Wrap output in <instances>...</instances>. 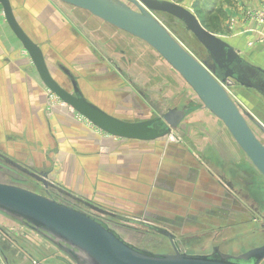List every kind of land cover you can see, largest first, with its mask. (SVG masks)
Instances as JSON below:
<instances>
[{
  "label": "crops",
  "instance_id": "0c3cea01",
  "mask_svg": "<svg viewBox=\"0 0 264 264\" xmlns=\"http://www.w3.org/2000/svg\"><path fill=\"white\" fill-rule=\"evenodd\" d=\"M9 2L18 25L40 48L51 77L63 89L70 83L61 68L75 78L89 103L126 122L145 121L162 114L160 110L180 108L176 106L184 100L185 82L142 41L57 0ZM233 39L229 44L240 52L244 46L235 45L238 38ZM48 93L0 7V133L8 144L23 143L19 147L22 158L38 164L43 158L50 161L55 157L67 187L76 193L94 188L98 179L101 194L115 196L130 177L136 184L132 193L153 200L170 197L172 194H163L171 191L183 193L172 195L175 198L195 197L185 191L206 194L211 189L207 186L209 168L227 163L233 189H229V214L248 217L249 208L237 193L242 191L239 180L232 177L234 168L246 166V156L224 125L202 108L186 114L175 130L174 141L124 140L132 143L127 145L122 139L100 138L92 125L58 99H49ZM127 146L130 154L123 152ZM30 149L33 151L26 153ZM97 150L98 158L91 157ZM0 151L16 158L13 147L2 144ZM186 173L204 180L197 186L195 180L187 184L180 177ZM143 180L148 185L141 186ZM249 221L247 218L246 224Z\"/></svg>",
  "mask_w": 264,
  "mask_h": 264
},
{
  "label": "water",
  "instance_id": "95a60500",
  "mask_svg": "<svg viewBox=\"0 0 264 264\" xmlns=\"http://www.w3.org/2000/svg\"><path fill=\"white\" fill-rule=\"evenodd\" d=\"M57 1L88 12L149 46L182 78L202 108L224 125L235 144L264 179V146L247 120L263 135L264 125L250 114L242 113L225 89L228 84H235L255 92L264 102V67L260 63L255 65L246 61L233 46L205 30L190 10L166 0ZM0 7L7 26L20 42L45 89L105 135L128 141L153 142L171 135L185 118L187 109H169L141 122H126L110 116L89 103L79 91L75 78L61 68L71 87L70 90L63 89L51 77L40 48L18 25L9 0H0ZM156 12L180 21L185 31L205 50L209 62L201 63L195 59L153 16ZM0 160L40 183L43 188L61 192L100 215L142 227L166 238L174 251L173 254H155L139 249L91 214L29 190L0 183V213L41 235L74 264H260L264 261V245L234 255L222 253L219 245L211 246L206 255L179 252L175 236L166 228L119 217L60 188L50 181L48 172L37 171L1 152Z\"/></svg>",
  "mask_w": 264,
  "mask_h": 264
},
{
  "label": "rangeland",
  "instance_id": "374dc122",
  "mask_svg": "<svg viewBox=\"0 0 264 264\" xmlns=\"http://www.w3.org/2000/svg\"><path fill=\"white\" fill-rule=\"evenodd\" d=\"M177 5H181L193 13V5L198 3L203 10L206 11L204 27L216 37L229 43H234L233 38H238L235 45L244 46L240 48V56L246 61L253 64L260 63L264 67V0H166ZM133 10H137L135 6L128 4ZM153 16L172 34V36L199 62L208 63V56L202 46L188 34L183 24L175 18L165 13L156 12ZM236 19L238 20L236 22ZM200 21V20H199ZM237 23V24H236ZM177 74V73H176ZM179 80L182 78L177 74ZM184 82V81H183ZM186 85V83H185ZM71 89L70 85L66 87ZM225 89L237 105L242 113L250 114L256 121L264 125V102L253 91L243 89L237 85H227ZM181 95V93H180ZM176 107L193 112L202 108L193 91L186 85V94ZM175 102H171V105ZM50 105L49 103H47ZM202 110H204L202 108ZM160 110V113H165ZM206 111V110H204ZM207 112V111H206ZM208 114H210L208 112ZM211 115V114H210ZM212 116V115H211ZM83 121V119H82ZM250 128L257 139L264 146V135L254 126L252 122L247 120ZM84 122V121H83ZM91 126V125H90ZM96 132L100 138L111 139L94 127H90ZM175 131L165 138L153 141V144L159 142L174 141L176 139ZM185 138V137H184ZM125 141L123 140V143ZM4 142L0 133V149L3 144L5 147H13L15 150V161L24 162L37 171H46L49 173V179L54 184L63 188L68 192H72L75 196L88 200L92 204L101 207L119 217H127L139 221H144L157 226L166 228L175 236L176 248L179 252L193 255H206L210 252L211 246H218L219 250L225 254H237L255 247L264 245V179L246 160V166L243 168H234L232 177L235 181L239 180L243 196V203L249 208L248 217L242 215L229 214V192L227 186L222 182V178L229 181V165L220 163L221 165L211 166L210 191L206 194L203 192L185 191L186 195L195 197L175 198L172 195L183 194L171 191L163 195L172 194L170 197L161 199H147L139 197L140 194H133V188L136 184L130 182L131 178L127 177L125 187L116 193L115 196L104 197L101 194L98 179L94 182V188H84V192L76 193L67 187L61 167L53 159H41L40 163L32 164L29 158H22L19 147L23 143ZM124 144H132L126 142ZM135 144V143H134ZM143 146V145H142ZM28 147V146H27ZM123 147H126L123 145ZM31 148V147H30ZM156 148V146L154 147ZM135 150V147L133 148ZM139 149V148H138ZM33 150H27L31 153ZM1 152V151H0ZM123 152L129 153L123 149ZM144 152V151H143ZM2 153V152H1ZM146 153V152H144ZM76 156L82 158L81 152H75ZM84 155V154H83ZM98 150L91 152V157L98 158ZM245 156V155H244ZM61 162V161H59ZM248 164V165H247ZM187 170V169H186ZM213 172V173H212ZM219 172L220 175L214 173ZM97 174L94 175V177ZM185 174L180 176L185 183L197 182L202 176ZM227 177V178H226ZM65 178V179H64ZM139 178V176H138ZM191 180V181H190ZM148 180H143L141 186H146ZM152 179L150 180V182ZM0 183L17 186L29 190L37 195L45 196L43 186L38 182L28 178L24 174L15 169L10 168L3 162H0ZM223 184V185H221ZM138 185V187H140ZM191 186V184H190ZM216 186V187H215ZM235 188H239L235 185ZM139 189V188H138ZM146 189V188H145ZM241 191V190H240ZM146 192V191H145ZM145 192H141L145 194ZM101 195V196H100ZM254 207V210H251ZM253 211H258L257 215ZM249 218V224H246ZM244 221V222H243ZM242 223L240 225L237 224ZM237 224V225H236ZM107 225L115 230L120 237L132 244L133 246L147 250L155 254H173V248L168 240L160 235L148 231L142 227L131 225L117 220L110 221ZM233 225V226H232ZM0 231L9 233L2 235L0 232V264H29V257L26 252L32 254V259L40 261L44 264H62L58 260H54L53 256L62 257L60 251L50 245L43 238L39 237L15 220L6 217L0 213ZM9 236V239L7 240ZM50 257V258H49ZM56 259V258H55ZM260 264H264V261Z\"/></svg>",
  "mask_w": 264,
  "mask_h": 264
},
{
  "label": "flooded vegetation",
  "instance_id": "af4514ba",
  "mask_svg": "<svg viewBox=\"0 0 264 264\" xmlns=\"http://www.w3.org/2000/svg\"><path fill=\"white\" fill-rule=\"evenodd\" d=\"M0 162H3L2 160H0ZM4 163V162H3ZM5 164V163H4ZM7 165V164H6ZM8 166V165H7ZM10 167V166H9ZM10 168H12V167H10ZM13 169V168H12ZM222 180V182L225 184V186H230V188L232 189V185L229 183V181L227 182V181H225V179H221ZM40 184V183H39ZM221 185H223V184H221ZM227 188V190H228V192L231 190H229V187H226ZM233 190V189H232ZM242 192V191H241ZM43 193L45 194V196L44 197H46V198H49V199H51V200H54V201H56V202H58V203H61V204H63V205H66V206H71V207H74L75 209H78V210H81V211H83V212H85V213H87V214H91L92 216H94V217H97V218H99V219H101L102 221H104L106 224L107 223H109L111 220L112 221H114V220H117V219H115V218H112V217H110V216H105V215H100V214H98V213H96V212H94V211H92L91 209H89L87 206H85L84 204H82V203H79V202H76V201H74V200H72L71 198H69L68 196H66V195H64V194H62L61 192H58V191H56V190H54V189H51V188H48V189H46V188H43ZM239 195H240V193L239 192H237ZM72 194V193H71ZM251 210H254V207H251ZM253 212H255V214H257V215H259L260 213L258 212V211H253ZM263 220H264V218H263ZM118 221V220H117ZM120 222V221H119ZM22 227H24V228H27V229H29L28 227H26V226H23L22 225ZM262 228H264V224H263V226H262ZM30 231H32L33 233H35L33 230H31V229H29ZM36 235H38L39 237H41V238H43L41 235H39V234H37V233H35ZM44 239V238H43ZM45 240V239H44ZM45 241H47V240H45ZM48 242V241H47ZM50 245H52L50 242H48ZM52 246H54V245H52ZM54 248H56L55 246H54ZM57 249V248H56ZM58 251H60L59 249H57ZM176 250H177V248H176ZM178 251V250H177ZM60 253H61V255H63L62 257H56L57 255H54L53 256V259L54 260H58L59 262H61L62 264H72V261L63 253V252H61L60 251ZM26 256H28L29 257V264H44V263H42V262H39V261H35V260H33L32 259V256L29 254V255H26ZM50 258V257H49ZM56 258V259H55ZM64 259V260H63Z\"/></svg>",
  "mask_w": 264,
  "mask_h": 264
},
{
  "label": "trees",
  "instance_id": "16d2710c",
  "mask_svg": "<svg viewBox=\"0 0 264 264\" xmlns=\"http://www.w3.org/2000/svg\"><path fill=\"white\" fill-rule=\"evenodd\" d=\"M193 14L197 17V19H198V21L200 22V24H201V26L205 29V30H207L205 27H204V20H203V17L205 16V13H206V11L205 10H203V8H201V6L198 4V3H195L194 5H193ZM208 31V30H207ZM209 32V31H208ZM187 109V113L189 112V109L188 108H186ZM1 232V231H0ZM1 234L2 235H4L5 236V234H4V232H1ZM6 237V236H5ZM9 238H7V240H8Z\"/></svg>",
  "mask_w": 264,
  "mask_h": 264
},
{
  "label": "built area",
  "instance_id": "2783aa9c",
  "mask_svg": "<svg viewBox=\"0 0 264 264\" xmlns=\"http://www.w3.org/2000/svg\"><path fill=\"white\" fill-rule=\"evenodd\" d=\"M49 94V99H52L53 98V100L55 99L56 101H57V98L56 97H54L52 94H50V93H48ZM48 99V100H49ZM52 100V101H53ZM55 100H54V102H55ZM54 102H51V103H49L50 105L52 104V103H54ZM72 110V109H71ZM80 120H82L83 118L82 117H80L79 115H76ZM84 120V119H83ZM5 235H9V233H4ZM8 238H9V236H8ZM26 254L27 255H29L30 253H28V252H26ZM31 256H32V254H30ZM40 262V261H39ZM72 264H74L73 262H72Z\"/></svg>",
  "mask_w": 264,
  "mask_h": 264
},
{
  "label": "bare ground",
  "instance_id": "6f19581e",
  "mask_svg": "<svg viewBox=\"0 0 264 264\" xmlns=\"http://www.w3.org/2000/svg\"><path fill=\"white\" fill-rule=\"evenodd\" d=\"M56 257H58V256H56ZM64 260V259H63Z\"/></svg>",
  "mask_w": 264,
  "mask_h": 264
}]
</instances>
